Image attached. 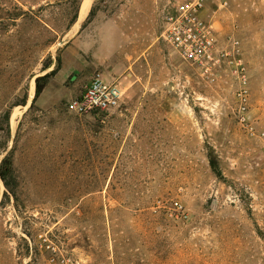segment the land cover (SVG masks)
I'll return each instance as SVG.
<instances>
[{
    "label": "rangeland",
    "instance_id": "1",
    "mask_svg": "<svg viewBox=\"0 0 264 264\" xmlns=\"http://www.w3.org/2000/svg\"><path fill=\"white\" fill-rule=\"evenodd\" d=\"M182 1L0 0V264H48L46 242L73 264H264V0L202 11L239 41L244 111L228 67L163 40ZM96 75L119 105L68 112Z\"/></svg>",
    "mask_w": 264,
    "mask_h": 264
},
{
    "label": "built area",
    "instance_id": "2",
    "mask_svg": "<svg viewBox=\"0 0 264 264\" xmlns=\"http://www.w3.org/2000/svg\"><path fill=\"white\" fill-rule=\"evenodd\" d=\"M208 1L183 0L167 11L162 22V38L183 61L204 74H212L222 66L228 67L238 79L239 89L236 96L240 110L244 111L247 77L239 41L233 39L230 48L217 47L212 25L202 15ZM219 1L222 6L227 3V0ZM121 98L122 93L117 84L96 75L79 95L67 102L66 109L77 115L103 113L117 107ZM244 120L241 117V121ZM44 248L48 252V264H73L71 257L64 254L54 243L46 242Z\"/></svg>",
    "mask_w": 264,
    "mask_h": 264
},
{
    "label": "trees",
    "instance_id": "3",
    "mask_svg": "<svg viewBox=\"0 0 264 264\" xmlns=\"http://www.w3.org/2000/svg\"><path fill=\"white\" fill-rule=\"evenodd\" d=\"M45 74L35 79V96H38L46 86L47 79L53 74ZM215 166V164H212ZM0 178L6 186H10L14 181L12 159L9 156L4 157L0 163Z\"/></svg>",
    "mask_w": 264,
    "mask_h": 264
},
{
    "label": "bare ground",
    "instance_id": "4",
    "mask_svg": "<svg viewBox=\"0 0 264 264\" xmlns=\"http://www.w3.org/2000/svg\"><path fill=\"white\" fill-rule=\"evenodd\" d=\"M89 2H90V0H85V2H84V4H83V9H82V11L81 12H86L87 11V9H88V6H89ZM83 13V14H84Z\"/></svg>",
    "mask_w": 264,
    "mask_h": 264
}]
</instances>
